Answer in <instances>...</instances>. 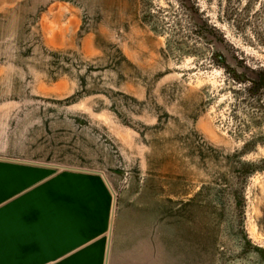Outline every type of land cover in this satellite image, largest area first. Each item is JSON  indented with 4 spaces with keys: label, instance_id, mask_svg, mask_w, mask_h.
<instances>
[{
    "label": "rangeland",
    "instance_id": "obj_1",
    "mask_svg": "<svg viewBox=\"0 0 264 264\" xmlns=\"http://www.w3.org/2000/svg\"><path fill=\"white\" fill-rule=\"evenodd\" d=\"M13 164L106 180L111 264H264V0H0Z\"/></svg>",
    "mask_w": 264,
    "mask_h": 264
},
{
    "label": "crops",
    "instance_id": "obj_2",
    "mask_svg": "<svg viewBox=\"0 0 264 264\" xmlns=\"http://www.w3.org/2000/svg\"><path fill=\"white\" fill-rule=\"evenodd\" d=\"M0 170V264H111L114 195L101 175Z\"/></svg>",
    "mask_w": 264,
    "mask_h": 264
},
{
    "label": "trees",
    "instance_id": "obj_3",
    "mask_svg": "<svg viewBox=\"0 0 264 264\" xmlns=\"http://www.w3.org/2000/svg\"><path fill=\"white\" fill-rule=\"evenodd\" d=\"M227 13H228L229 18L232 19L233 18L232 16L234 15L233 10L232 11L227 10Z\"/></svg>",
    "mask_w": 264,
    "mask_h": 264
}]
</instances>
